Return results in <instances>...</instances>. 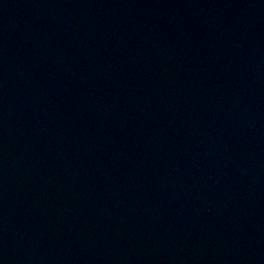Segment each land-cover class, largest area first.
Masks as SVG:
<instances>
[{"label":"water","instance_id":"water-1","mask_svg":"<svg viewBox=\"0 0 264 264\" xmlns=\"http://www.w3.org/2000/svg\"><path fill=\"white\" fill-rule=\"evenodd\" d=\"M0 264H264V0H0Z\"/></svg>","mask_w":264,"mask_h":264}]
</instances>
